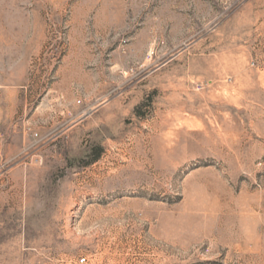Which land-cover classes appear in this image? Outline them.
Segmentation results:
<instances>
[{
    "label": "rangeland",
    "instance_id": "rangeland-1",
    "mask_svg": "<svg viewBox=\"0 0 264 264\" xmlns=\"http://www.w3.org/2000/svg\"><path fill=\"white\" fill-rule=\"evenodd\" d=\"M0 264H264V0H0Z\"/></svg>",
    "mask_w": 264,
    "mask_h": 264
}]
</instances>
